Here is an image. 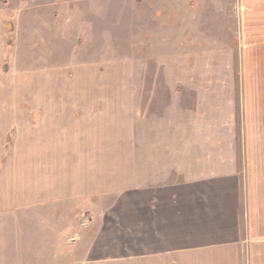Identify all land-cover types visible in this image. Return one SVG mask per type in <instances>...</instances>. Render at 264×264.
<instances>
[{"label": "crops", "instance_id": "crops-1", "mask_svg": "<svg viewBox=\"0 0 264 264\" xmlns=\"http://www.w3.org/2000/svg\"><path fill=\"white\" fill-rule=\"evenodd\" d=\"M27 2L0 7V217L122 205L150 251L77 264H264V153L212 138L220 88H136L132 59L68 49L65 0Z\"/></svg>", "mask_w": 264, "mask_h": 264}, {"label": "rangeland", "instance_id": "rangeland-1", "mask_svg": "<svg viewBox=\"0 0 264 264\" xmlns=\"http://www.w3.org/2000/svg\"><path fill=\"white\" fill-rule=\"evenodd\" d=\"M65 2L60 8L67 16L69 50L89 46L109 59H132L136 88H220L226 123L212 138L225 140L239 164L254 148L264 153V0ZM27 5V0H0V7L14 12ZM9 44L15 45L14 37ZM245 177L243 171L242 182ZM98 209L93 226L85 222L83 205L2 215L0 264H77L150 251L151 245L139 240L137 218L130 219L124 206Z\"/></svg>", "mask_w": 264, "mask_h": 264}]
</instances>
